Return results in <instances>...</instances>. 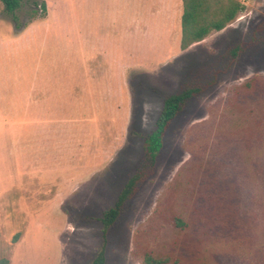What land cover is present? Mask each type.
Returning a JSON list of instances; mask_svg holds the SVG:
<instances>
[{
    "label": "rangeland",
    "instance_id": "obj_1",
    "mask_svg": "<svg viewBox=\"0 0 264 264\" xmlns=\"http://www.w3.org/2000/svg\"><path fill=\"white\" fill-rule=\"evenodd\" d=\"M42 1L14 22L0 0V258L91 264L105 245L104 264H264V0L186 50L181 33L125 38L133 0ZM189 84L203 90L105 238L164 98Z\"/></svg>",
    "mask_w": 264,
    "mask_h": 264
},
{
    "label": "trees",
    "instance_id": "obj_2",
    "mask_svg": "<svg viewBox=\"0 0 264 264\" xmlns=\"http://www.w3.org/2000/svg\"><path fill=\"white\" fill-rule=\"evenodd\" d=\"M1 1L7 13L11 15L14 22H17L16 11L20 8L22 0ZM182 1V35L180 42V48L182 50H186L193 44L203 41L212 32L223 30L239 13L245 10V4L240 0ZM35 5L46 9L45 1L35 0ZM16 26L19 27L17 23ZM241 49L242 45L240 43L231 48V64L237 60ZM202 90V85L189 84L164 98L163 106L155 121V125L144 138V157L141 163L123 186L115 203L106 209L100 217L105 238L108 229L120 216L127 200L135 193L138 185L153 173L157 157L164 145V135L168 126L183 110L187 102ZM105 251L106 248L104 245L91 264H104L106 260ZM168 261V257L156 255L152 252H146L143 255V264H167ZM0 264H9V259L5 257L0 258Z\"/></svg>",
    "mask_w": 264,
    "mask_h": 264
},
{
    "label": "crops",
    "instance_id": "obj_3",
    "mask_svg": "<svg viewBox=\"0 0 264 264\" xmlns=\"http://www.w3.org/2000/svg\"><path fill=\"white\" fill-rule=\"evenodd\" d=\"M133 5L136 11L130 22H126L125 38L135 41L137 45L141 43L139 44L140 46H142L143 41L149 38H167L166 42L168 43L171 39L178 41L179 34L181 33L182 35V0H133ZM139 7L141 10H145L146 14L143 18L138 16ZM126 9H128V6H126ZM134 18H136V21ZM137 45L134 49L128 48L126 54H140V49Z\"/></svg>",
    "mask_w": 264,
    "mask_h": 264
}]
</instances>
